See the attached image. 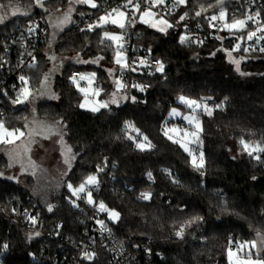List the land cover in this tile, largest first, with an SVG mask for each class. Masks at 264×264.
Instances as JSON below:
<instances>
[{"label": "trees", "instance_id": "obj_1", "mask_svg": "<svg viewBox=\"0 0 264 264\" xmlns=\"http://www.w3.org/2000/svg\"><path fill=\"white\" fill-rule=\"evenodd\" d=\"M24 1L30 14L10 17L0 25V120L8 130L25 129L34 120L54 127L66 125L64 140L76 159L64 182L54 183L55 190L48 198L36 192L39 180L36 176L39 178L41 173L30 176L26 187L0 176V245H8L7 250L0 249V264H51L43 260L41 249L50 240L44 235L36 236L24 224L23 209L31 206L37 209L44 234H51L63 222L62 232L77 236L84 225L70 203L69 198L75 197L68 191L67 183L78 186L89 175L101 174L98 169L105 167L113 179L100 196L108 207L120 213L119 222L111 221L110 229L121 241L148 243L153 254H163L161 260L153 256L143 259L142 264H227L230 236L242 241H259L264 236V163L247 153L234 159L230 146L241 145L243 138L264 147V53L245 55L247 59L242 61L240 69L249 75L242 76L235 71L226 53L233 49L234 37L225 33L197 47L181 45L178 37L185 24L195 25L211 11L224 9L228 16L234 13L236 19L243 18L250 1H255L262 3L260 9L264 14V0H221L220 3L189 0L186 6L176 7L170 17L173 27L167 33L140 22L135 43L148 52L150 49L151 56L163 61L164 72L138 75L149 87L144 95L132 96L135 102L128 97L124 104L110 105L96 112L79 107L82 96L70 78L73 71H92L102 83L100 97L105 99L111 90L108 69L113 65L115 48L112 41L103 38V31L121 32L122 29L105 25L81 31L75 25L81 13H98L105 0H96L99 5L96 9L77 5L72 21L55 35L54 44V51L60 56L77 53L84 61L99 56L103 59L99 64L69 61L60 71L54 69L51 73L45 44L37 49L35 65L23 63L15 69L17 63H14L8 70L1 68L7 36L31 17L45 19L47 11L41 12L33 3L35 0ZM53 1L54 9L63 10L69 4V0ZM201 8L202 15L195 16ZM184 12L188 16L177 24ZM47 25L51 33L50 22ZM18 69L27 83L18 82ZM48 81L53 90L47 94ZM24 87L34 92V99L13 104ZM55 91L59 101L52 99ZM180 96L213 110L212 116L201 109L198 112L203 129L200 150L204 153V167L200 170L192 166L189 154L179 144L164 135L169 109L182 106ZM217 105L223 107L217 108ZM58 121L62 125H57ZM127 124L133 125L138 133L126 127ZM128 133L132 139H128L131 137ZM144 136L151 148L141 151L136 142ZM7 163L1 154L0 166ZM149 172L153 182L148 178ZM112 184L118 188L111 189ZM128 185L132 186L130 190ZM140 189L151 193L148 201L136 198ZM49 204L53 205L51 212ZM193 216L203 219L185 225ZM182 225H185L183 239L175 235ZM50 243L56 247L53 241ZM257 246L264 258V244Z\"/></svg>", "mask_w": 264, "mask_h": 264}, {"label": "built area", "instance_id": "obj_2", "mask_svg": "<svg viewBox=\"0 0 264 264\" xmlns=\"http://www.w3.org/2000/svg\"><path fill=\"white\" fill-rule=\"evenodd\" d=\"M124 3L125 0H105L98 13L88 12L80 15L76 20L75 25L80 27L81 29H87L88 24H95L99 20L100 16L105 15L107 12H111V10L114 8H121ZM261 6L262 3L250 1L245 18L248 15H252L254 19L248 20L246 27L242 29H236L234 31H229L227 28H225V21L219 19L220 12L222 10L205 13V17H203L202 21H199L195 25L185 24L187 27H185L184 25L181 28L178 42L180 43V36L186 34L198 41H203L202 44H206L214 41L216 38H219L222 34L226 33L228 37L235 38L233 49L237 44L240 45L239 50L233 51L232 49L228 50L227 52L232 51L242 56L264 53L258 50L259 48L264 47V39L259 40L258 43L256 41V37H254L253 40L247 39V33L249 31H256L258 25L260 27H264V14L260 9ZM171 8L172 3H167L166 7L162 11L159 9H154V11H161V14L164 15V18L171 23L170 17L176 10L175 8L171 12V14H167L168 9ZM256 13H259L260 15L257 17ZM138 15L139 14H137V17ZM212 16H216L217 20L211 21L210 17ZM229 18H231L232 20L233 18L236 19V15L234 13H231L229 15L228 20L232 21ZM139 23V19H136L133 22V25L123 29L120 32V35L123 36V39L118 41V45L122 44L123 47L121 49L126 52L127 64L137 68L136 71L124 69L121 75L128 97H132L135 95H144L146 93L149 85L148 83H145L142 79H140L138 75L148 76L153 73H157L155 71V67L152 65L154 61L159 60L151 56L150 53L143 47H139L136 45L135 39L138 37V35L136 34V27ZM213 24L215 25V27L212 26ZM29 27H32L35 30L33 32H29ZM256 36H264V32H256ZM241 37H243V39H241ZM55 43L56 38L51 36L47 21L41 17H31L26 20L23 26L17 27V29L5 39L3 45L4 53L2 55L3 65H1V68H5L6 70H8L9 65L11 66L14 63H17L14 67L15 69L19 68V64L23 63H26L27 65H35L37 62V49L39 48V46L45 44V49L48 52V47ZM202 44L185 43L181 45L197 47ZM245 48H248L249 51L245 52ZM253 48L257 50L252 51ZM33 57L35 59H33ZM140 60L146 61L148 66L139 65ZM134 61L136 62L135 64H133ZM74 74L79 77L83 74V72L73 71L72 76ZM21 76H23V74L19 70L18 82L20 83L22 82L20 80ZM79 84L82 87L87 85L84 80L80 81ZM101 85L102 83L97 79L93 84V86L96 88L101 87ZM133 85L145 86V91H140L139 88L133 87ZM1 112L2 109L0 106V114ZM95 175L97 176L99 183L96 186H87L86 192L80 194L81 198H74L76 204L79 205V207H75L76 211L79 213V220L83 222L84 225L81 232L77 236H69L64 234L62 232L63 222H59L57 226L52 229L51 234H44L41 229L42 217L37 209H35V207L33 206L23 209L22 215L24 218V224L31 231H33L34 234L36 232H39L40 235H44L45 238L53 241L56 244V247H52L50 241H45V243L42 244L41 249L43 260L45 258V260L49 261L51 264H142L143 259H151L153 256H156L160 260L163 259V254L159 252L153 254L148 243L121 241L112 232V230L111 234L106 231H102L101 225L97 221H104V223L109 228L111 221L108 219L107 212H101L98 210V203L100 201H103L102 197L100 196V192L110 182V180L113 179V177L110 176L111 174L108 171V167H105L101 174ZM167 176L170 175L167 174ZM153 181L154 179L152 178L150 182ZM125 184H127L126 181L124 182V185ZM115 188L117 189L118 187L112 184L111 189ZM131 188V185L127 186V190H130ZM87 191H91L92 198L96 202L95 204L87 203ZM143 192L148 191L145 189H140L139 192H137L136 198L138 199L140 194ZM138 200L148 201L142 199ZM107 208L112 209L108 206ZM30 217L36 218L35 224L31 222V220L29 219ZM242 242L244 241L234 236H230L227 244V250L237 248L238 244ZM85 251L95 252L96 256L94 260L89 261L83 259L82 256Z\"/></svg>", "mask_w": 264, "mask_h": 264}, {"label": "snow or ice", "instance_id": "obj_3", "mask_svg": "<svg viewBox=\"0 0 264 264\" xmlns=\"http://www.w3.org/2000/svg\"><path fill=\"white\" fill-rule=\"evenodd\" d=\"M168 2H169V0H125V3H124V5H122L121 8L112 9L111 12H107L105 15L100 16L99 20L95 24H88L87 29H81V31H92V30H94L95 27L100 26L101 22H108L109 17L116 16L118 18L112 19L111 23L116 24L122 30L128 26L133 25V22L136 19H139V21L141 23L149 24L150 27L156 28L157 31L167 33V30L169 28H172L173 24L164 18V15L161 14V11L166 7ZM170 2L172 3V8L168 9L167 14H171V12L178 5H185L186 6L189 3V0H170ZM220 2H221V0H217V3H220ZM35 3L39 7H43V0H35ZM69 3L71 4L72 0H69ZM75 3L80 4V5H87L92 9H96L99 6L96 3V0H75ZM142 5H143V7H142ZM22 8H23V5H21L19 3L14 4L11 2V0L7 4L0 3V25L4 24L5 21L9 19V9H11L10 15L13 17L17 16V15H29L30 14L29 9L23 8V10H22ZM154 9H159L161 11H154ZM73 10L74 9H72L70 7L68 12L64 13L63 17L58 19V22L54 26L59 27L61 30H63V26L66 25L67 23L71 22L70 13ZM58 11H59V9H58ZM202 11H203V8H201L200 11H196L195 16H200ZM137 14H139L138 17H137ZM81 15H83V13H81ZM259 15H260L259 13H256L257 17ZM187 16H188V13L184 12L182 15L179 16L176 23L179 24L181 21H184ZM225 17H226V13L224 11H221L219 19L225 20ZM253 19L254 18L252 15H248L245 19L233 18L232 22L231 23H225L224 27L227 29H230V30L231 29H242V28L246 27L248 20H253ZM210 20L216 21L217 17L212 16V17H210ZM158 25H159V27H158ZM212 26L215 27L214 24ZM37 27H38V25H37ZM185 27H187V26L185 25ZM34 30L35 29L32 27L28 28L29 32H33ZM256 32H264V27H260L258 25L256 31H249L247 33V39L253 40V38L256 37L257 43L259 42V40L264 39V36L257 37ZM103 35H104V38L108 41L116 42V41H120L123 39L122 35L110 34L107 31H105ZM241 39H243V37H241ZM101 42L103 43V41H101ZM180 43L181 44H185V43H201L202 44L203 41H198L195 38L190 37V36L185 34V35L180 36ZM122 47H123L122 44L118 45V49L122 48ZM239 48H240V45L237 44L235 46V48L233 49V51L239 50ZM256 50L257 49H254V48L252 49V51H256ZM258 50L260 52H264V47H261ZM150 51L151 50L149 49V52ZM244 51L248 52L249 49L245 48ZM213 55H214V53H213ZM228 55L230 57V62L235 65V71L236 72H238L242 76L249 75L248 73H244L241 71V69H240L241 59H231V55H232L231 52H229ZM33 59H35V58L33 57ZM51 59H55V57H51ZM99 59H103V57L97 58V61H81L79 59L78 54L76 57L77 62H80V63H96V62H98ZM122 59H123V57L121 56V53L118 50L117 55H116V59H115V63L117 65H120L121 74L123 73L124 69H128L130 71H136L137 70V68L132 66V65L122 63ZM135 63L136 62L134 61L133 64H135ZM139 65L148 66L147 62L144 60H140ZM29 66L31 67L32 65H29ZM152 66L155 67L156 72H159V73L164 72L165 65H164L163 61L156 60L153 62ZM108 71L111 74L113 70H108ZM91 77L94 78L95 73H92ZM87 78L88 77H86L84 75L79 76L80 80H84ZM47 79H48V77L46 75L45 81H47ZM70 79L75 84L77 82V75L74 74ZM20 80L24 83H27L24 76H21ZM115 83H116L118 90L125 87V85L122 84L119 79H117L115 81ZM133 87L139 88L140 91H145V86L133 85ZM42 88H43V85H42ZM80 91H84V89H80ZM41 94H43V92H41ZM30 95L31 94L28 92L27 89H21V93L17 96V99L13 100L12 102H13V104L23 103L24 101H27L29 99ZM115 95L116 94L113 93V97H115ZM135 100H136V98L132 97V101L135 102ZM179 100L182 103L186 104L188 107H190L192 109L193 113H195L197 109H202L208 116H212V114H213V110L210 109L207 105L199 104L194 100H190V99L185 98L184 96H180ZM112 103H117V101L115 99H113ZM79 107L83 108V107H85V105L82 103L79 105ZM99 107L107 108L108 104L105 102V103L100 104ZM99 107H94L91 110L93 112L99 111ZM216 107L222 108L223 105H217ZM173 114H178V113H176L175 109L173 110ZM184 118L186 120H188L189 124H192L193 121H195V125H194L195 130L193 132H191L190 134L185 132L184 135L185 136L191 135L193 137V140L191 141L192 143L202 144V141L200 140L199 133H201L203 131V129H202L201 123L198 120V118L195 115L185 116ZM34 124H35V127L32 129L31 132H29V137H32L34 135H40L44 139H50L52 136H58L59 139H58L57 143L60 145V148H61L60 155L63 158V163L67 166V170H71L72 162L76 159V154H74L72 148L64 142L65 133L63 131V128L66 127V125H62V122L58 121L57 125H62V127H54V126L45 124L43 122L35 121V120H34ZM126 127L133 128V130L138 131L137 129H134V126L131 124H127ZM176 131L177 130L175 128L165 129L164 135L167 136L169 140H172L173 143L179 144L180 147L183 148L185 152H188L189 156L192 157V166L194 168H196L197 170L202 169L204 167V153H203V151L201 150L199 152V163H197L196 157L189 150L188 146L185 143H182L178 139H173V137L169 135V132H176ZM17 133H19V135H17ZM22 136H24V132L20 131L19 129L9 131L5 127L3 121L0 120V143H5V144L14 143V139H12L13 137L15 139H19ZM128 139H132V137H128ZM143 140L145 143H136L137 149H139L141 151L146 150V147L150 149L151 143H150V141H148V138L146 136H144ZM32 142L33 141L31 139L28 141V144L24 147V154H26L27 152L30 151V145ZM240 144L242 146V150L244 152H246L249 157H251L252 159L256 160L259 163H264V156H262V154H264V147L260 146L259 144L249 143L243 138H241ZM22 155L23 154L21 152H16L14 155L10 154V159L14 163L17 160H19ZM233 158L235 159V157H233ZM29 164L33 168H35V164H34V162H32L30 160V158H29ZM9 166H11V163L9 164ZM22 167H23V165H22ZM98 171H103V168H99ZM64 174L66 175L67 172H65ZM201 174H203V173H201ZM2 175H3V173H0V176H2ZM169 175H171V173H169ZM12 178L13 177H8V179H12ZM148 178L150 180L152 179V173L151 172L148 173ZM253 179H256V177H253ZM173 182L175 183L176 181L174 180ZM98 183H99V181H98V178L96 175H89L86 178V180L83 183H81L78 187H74L71 183H67V188L71 192L72 197H76L77 199H79V198H81L80 194L86 192L87 186H89V185L96 186ZM86 195H87V203H89V204H95L96 203L92 198L91 191H87ZM150 198H151V193H148V192H143L138 197V199H142V200H149ZM69 200L73 206L79 207V205L76 204V201L71 199V197L69 198ZM52 210H53V205L49 204L48 205V211L51 212ZM98 210L101 212H107L108 219L110 221H112L113 223L119 222L120 213L114 209H108L107 206L103 203V201H100L98 203ZM13 211H15V209H13ZM29 219L31 220V222L33 224L36 223L35 217H30ZM202 219H203L202 217L193 216L190 220L185 222V225L190 226L191 224L195 223L196 221L202 220ZM97 222L101 225L102 231H106L109 234H111V229L104 223V221L101 220V221H97ZM185 225H182L178 230H176L175 235L178 238L183 239ZM35 235L39 236L40 233L36 232ZM29 239H31V237H29ZM258 243L264 244V236H260L259 241L254 240V241L250 242V248H256ZM7 248H8L7 244L0 245V249H2V250H7ZM232 254L233 253L231 252V250H229V257H231ZM246 255L248 256V260L246 262L242 261L241 264H264V258H258L256 260H252L251 259V256H252L251 251L247 252ZM95 256H96L95 252L85 251L83 253L82 258L89 260V261H92V260H94Z\"/></svg>", "mask_w": 264, "mask_h": 264}, {"label": "rangeland", "instance_id": "obj_4", "mask_svg": "<svg viewBox=\"0 0 264 264\" xmlns=\"http://www.w3.org/2000/svg\"><path fill=\"white\" fill-rule=\"evenodd\" d=\"M9 2H10V0H3V1L0 0V3L7 4ZM11 2L14 4L19 3V4L23 5V8L29 9V12L31 11L30 8L28 7V4L24 0H11ZM33 3L36 4L35 1ZM43 3L45 4V8L47 9V12H46V15L44 18L47 22H50V25L52 28L51 36L54 38H55V35L59 31H61V29L59 27L54 26L58 22V19L62 18L63 14L67 13L69 8L71 7L72 9H74L70 13V17H71V21H72V14L76 10L77 5H80V4L75 3V0H72L71 4L69 3L65 9L61 10L59 8L54 9L55 8V1H53V0H50V1L49 0H43ZM84 6H87V5H84ZM87 7H89V6H87ZM23 8H22V10H23ZM58 9H59V11H58ZM10 12H11V9H9V18L13 17L10 15ZM224 12L226 13V17L224 20L225 23H231L232 21L228 20V17H229L228 13L226 11H224ZM17 16H19V15H17ZM117 18L118 17H116V16H111V17H109L108 22H101L100 26L113 25V26L119 28L116 24L111 23L112 19H117ZM238 19H245V17L238 18ZM69 24H70V22L67 23L66 25H64L63 29L66 26H68ZM147 25H149V24H147ZM158 27H159V25H158ZM228 30L234 31L236 29H231V30L228 29ZM105 31L109 32L110 34L120 35V32L116 29L115 30L114 29L104 30L103 34ZM103 38H104V35H103ZM112 43H113V46L115 48L114 61H113L112 68L109 67V69H108V70H113L112 73L111 74L109 73L110 75L108 76L110 79V83H111L112 88L109 91L107 97L105 99H102L100 97V95L102 93V88L101 87L96 88L93 86V84L95 83V81L97 79V76L95 74V77L92 78L91 74L94 73L92 71H85L82 74V75L88 77L87 79H84V81L87 83L86 86L82 87L79 84L80 81H83V80H80L79 77H77V82L74 84L82 96L80 104L83 103L85 105V107H83L82 109H84L86 111L93 112L91 110L92 108L99 107L100 104L105 103V102L108 104V106H110V105L118 106V105L124 104L127 101L128 97L126 95L125 89L122 88V89L118 90L116 83H115V81L117 79H119L122 83V80L120 79V77L116 76V73H117L116 69H118L119 72H121L120 65H117L115 63L117 51L119 50L121 53V56L123 57L122 63L127 64L126 52L121 48L118 49V41H116V42L112 41ZM229 52H231V54H232L231 59H241V63H242V61H245L247 59L246 56L238 55L237 53H234L232 51H229ZM229 52H226V53H227L228 59L230 60V57L228 55ZM48 54H49V59H50V64H51L49 67V73H51L54 69H56L57 72L60 71L62 66L65 65L69 61H77L76 60L77 53H72V54H69L67 56H60V55L56 54L54 51V44L51 45L50 47H48ZM51 57H55V59H51ZM99 57H97V58H99ZM97 58L89 59L88 61H97ZM79 59L84 61V59H82L80 55H79ZM99 61H100V59L98 60V62H96V64H99ZM47 84L48 85L46 87L48 88V90H47V94H48L53 90V87H52V85H50V81H48ZM24 89H27L28 92L31 94L27 101L34 99L33 98L34 92L29 87H26ZM80 89H84V91H80ZM113 93L116 94L115 97H113ZM45 96H47V95H45ZM52 99H54L55 101H59V95L56 91L54 92ZM113 99H115L117 101V103H112ZM190 100H192V99H190ZM179 102L182 104V106H172L169 109V111L167 113L166 121L164 124V130L175 128L177 131L176 132H169V135L172 136L173 139H178L182 143H185L188 146L189 150L196 157L197 163H199V152L201 151L200 147L202 146V144L192 143L191 141L193 140V137L191 135H188V136L184 135L185 132L190 134L191 132H193L195 130V127H194L195 121H193L192 124H189L188 120H186L184 117L195 115L198 118V120L200 121L201 126H202V119L198 117V112L200 111V109H197L196 112L193 113V111L190 107H188L186 104L182 103L180 100H179ZM196 102L199 104H202L198 101H196ZM202 105H204V104H202ZM101 108H103V107H99V109H101ZM174 109H175L176 113H178V114H173ZM34 127H35V124L33 123V124H30L27 127H25V129H19L18 128L20 131L24 132V136L20 137L19 139H15L13 137L12 139H14V143H10V144L0 143V155L1 154L4 155L8 160L7 164H4V166L3 165L0 166V173H3L2 177H4V178L13 177L10 180L17 182V183H20L21 185H23L25 187L27 186L28 179L30 176L35 175L36 173H41L40 174L41 178H40V175H39V178L36 176L37 180L39 179L38 185L36 188V192H37L38 196L48 198L53 194V192L55 190L54 183L56 181L64 182L66 175L68 174V172L70 170H67V166L63 163V158L60 155L61 148H60V145L57 143L59 137L58 136H52L50 139H44L40 135H34L32 137H29V132H31ZM9 131H12V130H9ZM135 132L138 133L137 131H135ZM201 133H199L200 140H201ZM17 135H19V133H17ZM128 136H131L130 133H128ZM131 137L133 138V136H131ZM30 139L33 141L30 145V151L27 152L26 154H24V147L28 144V141ZM64 142L66 143L65 140H64ZM136 143H145L143 140V137H141L140 140H137ZM16 152H21L23 155L21 156V158L19 160H17L16 162L13 163L10 159V154L14 155ZM245 153L246 152H244L242 150L241 145L233 144L230 146V154L233 157H235V159L242 158ZM29 158L32 162H34L35 168H33L29 164ZM190 159L192 162L191 156H190ZM10 163H11V166H9ZM72 164H73V162H72ZM22 165H23V167H22ZM65 172H67L66 175L64 174ZM44 174H46L47 177H45ZM78 186H74V187H78ZM250 242H252V241H244V242L238 244L237 248L228 249L227 253H226L227 264H241L242 261L246 262L248 260V256L246 255V253L249 251H251V253H252V256H251L252 260L262 258L260 256V250H259L258 246L256 248H250ZM229 250H231V252L233 253L231 257H229Z\"/></svg>", "mask_w": 264, "mask_h": 264}, {"label": "crops", "instance_id": "obj_5", "mask_svg": "<svg viewBox=\"0 0 264 264\" xmlns=\"http://www.w3.org/2000/svg\"><path fill=\"white\" fill-rule=\"evenodd\" d=\"M168 3H171V2H170V0H169V2H168ZM222 11H225V10L223 9ZM209 13H210V12H209ZM116 71H118V72H117V74H116V76H119V77H120V79L122 80V78H121V75H122V74H121V72H119V70H118V69H116ZM116 76H115V77H116ZM122 83H123V81H122ZM123 84H124V83H123ZM111 88H112V87H111ZM124 89H125V87H124ZM125 91H126V89H125ZM126 95H127V91H126ZM127 97H128V96H127Z\"/></svg>", "mask_w": 264, "mask_h": 264}, {"label": "water", "instance_id": "obj_6", "mask_svg": "<svg viewBox=\"0 0 264 264\" xmlns=\"http://www.w3.org/2000/svg\"><path fill=\"white\" fill-rule=\"evenodd\" d=\"M37 7H38V9H39L41 12H46V11H47V9L44 7V5H43V7H39V6L37 5Z\"/></svg>", "mask_w": 264, "mask_h": 264}]
</instances>
